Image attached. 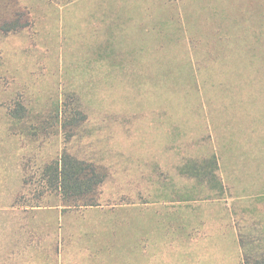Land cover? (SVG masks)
Segmentation results:
<instances>
[{"label":"rangeland","instance_id":"1","mask_svg":"<svg viewBox=\"0 0 264 264\" xmlns=\"http://www.w3.org/2000/svg\"><path fill=\"white\" fill-rule=\"evenodd\" d=\"M71 156L97 205L35 203ZM245 264L264 251V0H0V264ZM17 249V248H16Z\"/></svg>","mask_w":264,"mask_h":264},{"label":"trees","instance_id":"2","mask_svg":"<svg viewBox=\"0 0 264 264\" xmlns=\"http://www.w3.org/2000/svg\"><path fill=\"white\" fill-rule=\"evenodd\" d=\"M103 176L95 167L84 165L83 161L71 156H62L50 164L41 176L40 190L35 193V203L27 206L41 208L47 196H55L65 201L66 206H78L81 199H85L81 206L97 205L95 196ZM245 264H264V251L248 254Z\"/></svg>","mask_w":264,"mask_h":264},{"label":"crops","instance_id":"3","mask_svg":"<svg viewBox=\"0 0 264 264\" xmlns=\"http://www.w3.org/2000/svg\"><path fill=\"white\" fill-rule=\"evenodd\" d=\"M42 208V207H41ZM40 209V208H39ZM17 248V249H16ZM23 250H25V248H22V247H10V246H5V248L3 247V250H2V252H3V254H11V255H13V254H15V255H18V257H16L15 259V262H13V263H11V264H34V263H22V262H19V261H21L20 259H21V257H19V255H21V254H23L24 252H23ZM18 259H19V261H18Z\"/></svg>","mask_w":264,"mask_h":264}]
</instances>
